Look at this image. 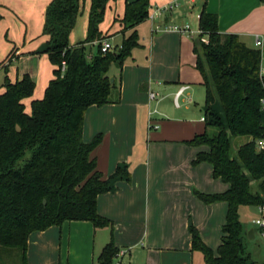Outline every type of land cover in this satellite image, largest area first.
I'll list each match as a JSON object with an SVG mask.
<instances>
[{
  "label": "trees",
  "instance_id": "obj_1",
  "mask_svg": "<svg viewBox=\"0 0 264 264\" xmlns=\"http://www.w3.org/2000/svg\"><path fill=\"white\" fill-rule=\"evenodd\" d=\"M109 1L91 0L87 36L75 45L70 43V35L83 11L82 0H52L48 5L43 29L48 40L39 52L48 54L55 66L54 78L44 97L32 100L31 112L26 99L34 95L33 78L25 75L11 81L6 76L1 85L0 246L20 249L21 264H28V240L34 232L73 220L91 221L95 227L112 226L98 211V197L116 190L117 181L132 179L126 163L119 164L109 177L98 170L92 152L102 142L103 133L88 142L83 138L90 106L120 102L121 88L111 84L110 68L116 64L122 70L133 49L141 46L137 27L150 12L151 0L126 1L120 47L103 53L98 45V52L92 55L88 44L107 37L100 24ZM199 30L193 38V52L206 92V130L186 143L209 146L193 163H211L214 177L231 186L224 193L196 191L206 203L226 201L228 211L217 252L194 225H190L192 250L202 252L206 264H264L247 253L240 218L244 205L264 207V150L256 147V140L264 137L261 51L237 34H222L219 16L205 9L199 17ZM209 126L217 127L218 132L210 135ZM242 136L248 140L234 153L233 139ZM119 250L109 242L99 256L100 264H113Z\"/></svg>",
  "mask_w": 264,
  "mask_h": 264
},
{
  "label": "crops",
  "instance_id": "obj_2",
  "mask_svg": "<svg viewBox=\"0 0 264 264\" xmlns=\"http://www.w3.org/2000/svg\"><path fill=\"white\" fill-rule=\"evenodd\" d=\"M51 1L37 2L36 7L42 15ZM126 1L134 0L109 1L107 8L116 3L121 13L110 29L105 31L100 28L104 36L116 45L121 44L115 41L116 38L124 36L120 20L124 15ZM168 1L151 0L150 9ZM4 2L0 0L2 19L6 8ZM203 9L219 16L222 34H237L250 47H256L257 36L264 37V2L261 0H194L193 3L185 0L180 8L164 15L163 25L190 24L193 27L194 24L198 30ZM44 23L45 15L40 20L37 32L32 24L27 23L28 31L32 29V33L28 34L31 53L42 51L46 46L48 36L42 31ZM151 27L153 34L150 54L146 56L144 64L128 72L123 66V73L118 67L120 73L113 70L112 66L110 68V77H114V83L121 88L120 102L92 105L84 117L83 138L86 142L98 133H103L102 142L92 152L98 170L104 177H109L119 164L126 163L131 172L130 182L119 180L116 182V190L98 197V211L112 221V226L95 227L91 221L73 220L34 232L28 240V264H62L64 259L67 264H73L75 258L85 264H100L99 256L111 241L120 249L130 250L127 260L130 264L135 254L141 264H206L202 252L192 250V235L188 224L191 218L203 241L215 253L222 243V227L226 222L228 203H206L196 191L206 194L224 193L231 185L214 177L211 163H193L200 151L209 150L207 145L192 146L186 143L203 132L202 126L188 118L170 117L169 113L172 112L165 104L166 99L172 96L175 107H182V104H175L176 93L182 85H189L184 92L187 100L185 103L188 105L193 102L194 87L191 83L181 81L179 65L183 42L191 35L171 29L154 31L152 22ZM87 28L88 16L83 9L70 35V43L75 45L84 40ZM128 34L125 33L126 36ZM191 37L193 52L194 36ZM36 39L40 40L34 47L32 42ZM95 45L88 44L91 53ZM142 47L144 45L141 44L139 48ZM159 49L163 53L162 61L157 56ZM25 53L13 50L4 60L6 67ZM11 55L13 58L8 61ZM175 55V61L171 63L170 59ZM193 55L196 64L194 52ZM36 56L34 59L38 62L48 64V54L40 53ZM176 65L177 70H174ZM34 77L47 85V74L41 76L35 73ZM50 78H54V69ZM199 85L204 89L202 96L205 101L203 77ZM150 92L157 93V98L151 100ZM33 99H40V95L35 96L34 92L31 98L26 99L28 112H31ZM200 121L206 122L202 118ZM150 122L157 125V128H150ZM215 236L218 238L215 239ZM198 253L202 257L196 261Z\"/></svg>",
  "mask_w": 264,
  "mask_h": 264
},
{
  "label": "rangeland",
  "instance_id": "obj_3",
  "mask_svg": "<svg viewBox=\"0 0 264 264\" xmlns=\"http://www.w3.org/2000/svg\"><path fill=\"white\" fill-rule=\"evenodd\" d=\"M37 2L39 3V0H5L4 2L6 8H4L3 11L4 18L1 19L2 21L0 22V93L3 89L1 88V85L3 84L6 76H8L11 81H16L22 79L23 76L25 75H29L31 78L35 80V82H37L35 96L36 94L40 95V99H41L44 97L46 88L51 81V78L49 79V76H53V69H54L51 60L48 58L47 60L48 64H46L45 62L40 63L36 59H34V57H38L36 55H39L40 52H36V53H31V51L29 52L30 45H28V42L30 40L29 39L30 37L28 36V34L32 33V29L28 31L27 23L32 24L33 28H35V32H37L39 30L38 25L40 23V20H42L44 15L46 16V11L42 15L40 10L37 9L36 7ZM82 7L85 10V13L88 16V20H89V14L91 10V0H82ZM118 9H120V6L117 7L116 3L112 4L110 7L106 9L105 17L102 23L100 24V28L106 31L115 24L114 22L118 14L121 13V11L120 10L118 11ZM192 28L197 31L196 25L193 24ZM43 29H44V25L42 26V31ZM138 29H139L140 42L142 45H144V47L134 48L132 52V56L128 57L125 60L124 69L127 70V72L130 70L133 71L134 69H136V67H138L139 64H144V62L147 59L146 56L150 54V39H151V35L153 34L151 27V20L146 19V21L142 22L139 25ZM128 33L130 34V31H128ZM198 35L199 34L196 33L194 37ZM191 38L192 37L190 36L188 37V40L183 42L182 54L180 56L179 65H180L181 81L185 83H191L194 87V92L192 95L193 102L188 103L187 105L185 103L186 99L184 95L181 98L182 107L177 108L173 103V97L169 96L168 99H166L165 104H167L170 111L172 112L169 113L170 117L191 119L196 125L202 126V131L204 132L206 130L205 129L206 122L204 123L200 121V118L205 116V101H204V97L202 96L204 89L202 88L201 85H199V81L202 80V77H201V73L195 68L194 55L190 44ZM205 39L207 40V38ZM39 40L36 39L35 41H33L32 46L36 47L38 45ZM122 40H123V36L120 35L116 38L115 41L121 43ZM16 49L20 51H24L26 53L23 54L16 62L6 67V64L5 63L2 64V62L7 58V56L13 50ZM88 51H90V48H88ZM175 51L176 49H174V53ZM97 52H98V44L92 47L91 54L95 55ZM157 56L159 58V61H162L163 53L160 51V49L157 50ZM12 58L8 59V61H11ZM174 58H176V55L175 57H172L170 59L171 63H174L175 61ZM112 69L120 73V70H118L116 64H112ZM174 70H177V65L174 67ZM123 72L124 70H122V73ZM35 73H40L41 76L47 74L48 75L47 85H44L42 82H38L34 77ZM162 104L163 103H161V105ZM220 114L223 116L222 111L220 112ZM207 132L210 135H215L218 132V129L217 127L209 126L207 128ZM247 140L248 138L243 136L234 138L233 152L234 153L237 152L238 147ZM259 216H261V211H260V207L258 206L244 205L240 208V218L244 228L247 229L244 236L246 251L251 255L252 260L262 262L264 261V242L260 235L259 230L257 229V226L253 222V220ZM188 224L194 225L192 218L191 220H189ZM251 229H254V233H255L254 238H250L248 236V231ZM211 238H213V234ZM216 238L218 237L215 236V239ZM197 255L198 256H195L197 257L196 261L198 260V257H202L200 253H198ZM127 260L128 257L124 259L123 262L126 264L128 263ZM21 262H22V252L20 249L0 246V264H21ZM72 262L73 264H85L82 260L78 258L73 259ZM62 264H67V260L64 259L62 261ZM131 264H141L140 259L136 256V254L133 257Z\"/></svg>",
  "mask_w": 264,
  "mask_h": 264
},
{
  "label": "built area",
  "instance_id": "obj_4",
  "mask_svg": "<svg viewBox=\"0 0 264 264\" xmlns=\"http://www.w3.org/2000/svg\"><path fill=\"white\" fill-rule=\"evenodd\" d=\"M189 3H193L194 0H187ZM185 0H170L167 3L156 6L155 8L150 9L148 19L151 20L153 23V30L159 31V30H175L180 33L189 34L191 36H194L196 33L199 34L201 31L198 29L197 31L192 29L190 24L186 25H178V24H167L163 25V17L166 13L172 12L178 8H180L184 4ZM206 40V39H205ZM93 43H96L100 45L101 51L103 53L112 52L115 51L120 47V45L114 44L109 37H104L101 40H97ZM255 45L257 48L261 51L262 61H261V74H264V37L257 36L255 40ZM66 69V62L63 61L61 65V70L64 72ZM189 88V85H182L179 90L176 93L175 96V104L177 106H180V99L184 95V92ZM157 98V93L150 92V99L154 100ZM261 108L264 111V97L261 99ZM157 110H154L156 112ZM153 113V112H152ZM202 120H205V116L202 117ZM150 128H157V125H154L150 122ZM256 147L258 150H264V137L258 138L256 140ZM261 216L255 218L253 220L254 224L257 226V229L260 232V235L264 242V207H260ZM130 250L128 248L120 249L117 253L113 264H125L123 261L125 257L129 256ZM126 264H130L129 262Z\"/></svg>",
  "mask_w": 264,
  "mask_h": 264
},
{
  "label": "water",
  "instance_id": "obj_5",
  "mask_svg": "<svg viewBox=\"0 0 264 264\" xmlns=\"http://www.w3.org/2000/svg\"><path fill=\"white\" fill-rule=\"evenodd\" d=\"M114 80H115L114 77L110 78L111 84H114ZM44 203H46V201H44ZM248 236L250 238H254L255 237L254 229H251V230L248 231Z\"/></svg>",
  "mask_w": 264,
  "mask_h": 264
}]
</instances>
